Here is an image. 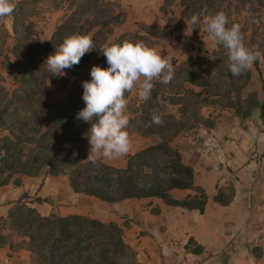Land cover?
<instances>
[{
	"label": "trees",
	"instance_id": "16d2710c",
	"mask_svg": "<svg viewBox=\"0 0 264 264\" xmlns=\"http://www.w3.org/2000/svg\"><path fill=\"white\" fill-rule=\"evenodd\" d=\"M195 1L197 13L202 16L223 12L229 19V27L239 23L245 44L260 56L239 77L231 75L228 50L220 45L214 55L217 60L211 65L206 59L203 67L191 60L179 66L172 62L173 81L168 85L160 80L153 82L148 101L130 100L126 108L127 130L144 138L156 137L158 141L127 156L124 169H115L100 158L95 163L87 158L91 157L87 138L91 125L76 118L84 107L82 82L91 77L84 78L65 98L58 100L53 85L55 76H49L45 61L67 37L91 35L96 51L86 53L78 65L68 70H85L97 57L96 65L106 68V58L98 51L101 47L124 41H144L149 45L148 38L153 35L146 27L135 32L121 31L126 14L117 0H12L14 12L0 17V187L9 183L20 185L21 176H65L74 193L102 202L155 198L167 206L203 214L207 195L195 185L193 168L183 162L171 141L196 124L208 127L200 114L204 106L232 110L239 127L245 128L246 121L255 114L264 124V98L261 100L255 92L243 96L242 92L254 73L261 79L264 0H181V3L186 8ZM206 2L213 5L211 11H206ZM195 12H185L183 17L189 21ZM56 13L60 16L52 35L48 41H42L39 25L47 15ZM199 52L208 54L204 50ZM8 80L16 82V86L10 88ZM129 97L127 93L126 99ZM168 108H175L177 115L168 114ZM153 113L162 114L165 121L162 126L151 124ZM174 190L192 194L177 200L170 194ZM213 200L222 206L228 204L220 193ZM35 201L40 204L46 200ZM3 230L24 239V247L34 264H137L136 252L114 223L82 215L41 216L20 200L11 205L0 222V232ZM5 242L0 233V245ZM192 245L195 248L191 253L199 254L200 247L191 239L186 249Z\"/></svg>",
	"mask_w": 264,
	"mask_h": 264
},
{
	"label": "crops",
	"instance_id": "0c3cea01",
	"mask_svg": "<svg viewBox=\"0 0 264 264\" xmlns=\"http://www.w3.org/2000/svg\"><path fill=\"white\" fill-rule=\"evenodd\" d=\"M51 35L52 33L43 41H48ZM203 42L208 43L210 48L205 44L204 49L209 54L213 53L210 51L213 43L210 34L204 36ZM135 87L139 86H134L130 97L137 92L138 88ZM205 110L206 115H209V108ZM226 110L221 113L225 115L223 121L228 122V128L223 127V131H220L217 127H202L200 130L204 140L214 133L210 137L214 151L210 149L209 152V149L201 147L202 140L199 139L195 144L196 149L192 152L184 151V143L189 141L186 134L178 135L171 141V146L181 154L183 162L193 168L195 185L202 188L207 195L203 214L196 210L167 206L155 198L106 203L74 193L65 176L39 174L36 177L21 176L18 186L9 183L0 187V222L6 218L11 205L21 200L41 216L82 215L103 223L116 224L122 228L126 242L136 252L137 264H264V172L260 168V160H249L248 164H243L236 171V175H242L245 180L239 177L242 181L234 186L233 195L226 206L213 200L226 175L212 161L219 159L230 165L229 159L242 157L241 151L228 148L227 138L220 141L219 134L224 131L226 136L232 131L252 133L247 123L249 120L246 121L245 128L239 127L233 111ZM128 133L129 151L119 157H98L104 164L115 169H124L127 156L134 155L158 141L156 137L144 138L129 131ZM260 134L262 139L264 131H260ZM206 151L210 154H205ZM250 151L254 152V149ZM90 154L92 155L91 152ZM195 156L199 158L194 159ZM204 159L210 164H201ZM248 177L252 181L250 185L247 182ZM170 194L174 199L182 200L192 193L174 190ZM36 199L46 201L39 204ZM83 202L94 203L103 212L85 211L82 208ZM0 233L6 239L0 245V264H34L30 253L24 247L23 238L11 236L5 230ZM190 239L200 247L199 254L191 253L190 247L186 249ZM255 249L260 251V255L253 253Z\"/></svg>",
	"mask_w": 264,
	"mask_h": 264
},
{
	"label": "clouds",
	"instance_id": "9594fccd",
	"mask_svg": "<svg viewBox=\"0 0 264 264\" xmlns=\"http://www.w3.org/2000/svg\"><path fill=\"white\" fill-rule=\"evenodd\" d=\"M14 10L12 0H0V17L9 16ZM188 23L191 31L199 30L201 18L198 14H193ZM203 24L211 39L228 50V68L233 77H239L253 67L260 53L254 52L245 44L239 23H233L229 27V19L225 13L217 12L206 16ZM92 51L96 49L91 35L75 34L67 37L59 49L45 61L49 76H65L64 69L78 65L81 58ZM98 51L106 58L108 66L91 67V79L82 82L84 107L76 114L78 120L91 125V134L87 138L92 155L87 158L93 163L98 157H119L129 151L126 94L138 85L136 95L140 101L146 102L151 98L154 81L160 80L168 85L175 75L170 61L144 41L110 44ZM164 123L162 114H152L151 124L162 126Z\"/></svg>",
	"mask_w": 264,
	"mask_h": 264
},
{
	"label": "rangeland",
	"instance_id": "374dc122",
	"mask_svg": "<svg viewBox=\"0 0 264 264\" xmlns=\"http://www.w3.org/2000/svg\"><path fill=\"white\" fill-rule=\"evenodd\" d=\"M19 1V0H16ZM119 5L122 7L126 14L125 23L123 24L121 31H137L139 27H146L147 32L151 33L153 36L148 38L149 40V47L154 48L158 53L162 55L163 58L170 61L171 66L172 62H175L177 66L186 63L188 61H192L199 66H204V59L207 60L208 64H213L217 59L214 55L219 51V45H217L214 41L211 44V54H209L205 49V44L207 48H209V44L203 42V38L205 35H209V33L205 30V25L203 24V20L205 16H202L201 13H197V6L198 3L195 1L191 3V5L187 6L186 8L182 5L181 0H117ZM213 3V1H212ZM123 4V5H122ZM227 4L225 3L223 6L225 7ZM207 7L206 11H211L213 9V5L209 3H205ZM198 14L201 18V24L199 26V30L193 29L191 31V25L188 23V20L183 17L186 13ZM60 14H51L45 17V21L40 23V38L41 40H45L48 36L53 32L55 27V22L59 18ZM262 19L264 20V12L262 14ZM238 20V19H235ZM240 20V19H239ZM7 28L10 27L9 22H5ZM213 47V48H212ZM215 48V51L213 49ZM199 50H204L208 54L204 55L199 52ZM98 61V57L93 60L92 64L85 70L73 71L68 69H64L66 73L65 76L62 77H55L54 79V87L56 88L57 92L55 93V98L58 100H62L68 94V92L73 89L76 85L80 84L84 78L90 76V69L92 66L96 65ZM264 64L261 63V79L254 73L252 81L243 89V96H246L249 93H257L258 98L261 100L264 98V94L262 93V84L264 85ZM263 66V67H262ZM173 68V66H172ZM162 78V77H161ZM157 81V80H156ZM154 81V82H156ZM8 86L10 88L16 86V82L12 80H8ZM138 87H135V89ZM138 90V89H137ZM137 92L132 94L129 99H127L128 103L131 101H138L140 102L138 96L136 95ZM131 100V101H130ZM205 108H209V115H206ZM226 110V109H225ZM221 109L217 106L210 105L208 107H202L200 109L201 116L207 120L208 127L213 128L217 127L218 130L223 131V127L228 128L226 125V121H223L225 115H222ZM227 111V110H226ZM168 114L177 115L175 108L174 109H167ZM207 116V118L205 117ZM218 122V125L216 123ZM223 122L224 125H223ZM260 120L258 119L257 115H253V119L249 120L248 126L251 127L252 133H239L238 131H232L227 133L221 132L219 134L220 141L224 138H227L226 141L228 142V148H233V150L241 151L242 157L241 158H233L230 160V165L226 161H220L219 159L213 160L215 166L221 167L222 172L226 175L223 181V185L218 189L217 194L220 193L221 196L225 201L231 199L234 186H238L240 183V178L245 180L242 175H236L237 170H240V167L243 164H248L249 160H260V165L262 168V172H264V135L261 139L260 131H264V125L260 124ZM204 126L201 125H194L193 128L186 129L178 135L188 134V143H184V151L192 152V150L196 149L197 139L202 140L201 147L206 149H210L214 151L212 147V140L210 137L211 135L207 136L202 139L204 135L201 134V128ZM214 132V131H213ZM177 135V136H178ZM185 138V137H184ZM199 144V143H198ZM186 146V147H185ZM254 149L253 151H250ZM230 152V151H228ZM253 152V153H252ZM198 153V152H197ZM232 153V152H231ZM199 154V153H198ZM205 154H210L208 151ZM198 156H195L194 159H198ZM203 160V159H202ZM233 161V162H232ZM247 162V163H246ZM201 164H210L209 161L204 159ZM252 166H255L252 164ZM240 177V178H239ZM249 185L252 183L250 177H248ZM82 208L89 212H103L96 204L83 202ZM88 212V213H89ZM125 226V225H124ZM126 227V226H125ZM122 229V228H121ZM9 232V231H8ZM126 239V237H125ZM195 247L194 245L190 246V249L193 250ZM256 250V249H255ZM255 255H260V252H254ZM137 260V259H136Z\"/></svg>",
	"mask_w": 264,
	"mask_h": 264
},
{
	"label": "built area",
	"instance_id": "2783aa9c",
	"mask_svg": "<svg viewBox=\"0 0 264 264\" xmlns=\"http://www.w3.org/2000/svg\"><path fill=\"white\" fill-rule=\"evenodd\" d=\"M186 135H188V134H186Z\"/></svg>",
	"mask_w": 264,
	"mask_h": 264
}]
</instances>
